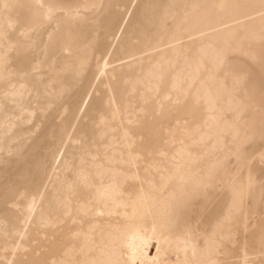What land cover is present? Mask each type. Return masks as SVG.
Here are the masks:
<instances>
[{
	"label": "bare ground",
	"instance_id": "1",
	"mask_svg": "<svg viewBox=\"0 0 264 264\" xmlns=\"http://www.w3.org/2000/svg\"><path fill=\"white\" fill-rule=\"evenodd\" d=\"M0 264H264V0H0Z\"/></svg>",
	"mask_w": 264,
	"mask_h": 264
}]
</instances>
